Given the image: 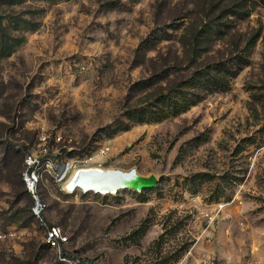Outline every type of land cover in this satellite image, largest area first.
Segmentation results:
<instances>
[{
  "label": "rangeland",
  "instance_id": "obj_1",
  "mask_svg": "<svg viewBox=\"0 0 264 264\" xmlns=\"http://www.w3.org/2000/svg\"><path fill=\"white\" fill-rule=\"evenodd\" d=\"M217 1L0 0L7 42L18 44L0 56V264H264V6L226 22L230 38L210 53L226 56L260 33L230 89L176 118L120 130L128 89L147 75L140 44ZM29 153L134 168L157 183L70 195L42 171L45 219L68 239L59 256L31 215L21 178Z\"/></svg>",
  "mask_w": 264,
  "mask_h": 264
},
{
  "label": "trees",
  "instance_id": "obj_2",
  "mask_svg": "<svg viewBox=\"0 0 264 264\" xmlns=\"http://www.w3.org/2000/svg\"><path fill=\"white\" fill-rule=\"evenodd\" d=\"M4 1L9 7L19 3V0ZM256 5L264 6V0H229L223 6L219 0L201 8L198 19L179 25L170 23L153 30L138 50L142 53L139 65L147 75L128 89V102L123 110L126 120L119 123L120 130L127 131L135 124L176 118L206 96L230 89L233 79L249 65L260 33L242 39L243 45L236 42L234 52L226 56L216 57L210 53L216 43L230 38L232 32L226 22L232 24V17L236 20L248 17ZM6 29L0 21L1 57L10 56L18 45L13 40L10 44L7 42L6 36L10 35ZM164 43L172 45L162 46ZM148 52L156 55L146 57Z\"/></svg>",
  "mask_w": 264,
  "mask_h": 264
},
{
  "label": "built area",
  "instance_id": "obj_3",
  "mask_svg": "<svg viewBox=\"0 0 264 264\" xmlns=\"http://www.w3.org/2000/svg\"><path fill=\"white\" fill-rule=\"evenodd\" d=\"M108 153H109L108 147H100L97 150L96 155L98 157H105L108 155ZM46 155L47 153L42 154L40 156L32 153L26 154L24 157V171L21 174V178L26 192L32 198L31 215L44 230V242L46 246L54 251H57V253L60 256L62 255L61 250L63 246L67 243L68 239L64 235L60 226L50 225L47 223L45 219V211L47 205L41 200L38 194V185H39L41 172L47 169L51 170V172L53 173L55 172L54 178L56 183L59 184L61 189L67 194L75 195L78 192L83 194L92 193V192H85L79 189L78 187L69 188L68 186H65L64 183L67 181V177L68 174H70V170L72 169V167H75L77 165L74 164L55 165L52 159ZM89 164L90 162L86 160L83 162L82 165H89ZM62 167H65L64 171H62ZM6 237H7L6 234L0 232V241H3L4 239H6ZM61 260H65V258L61 257Z\"/></svg>",
  "mask_w": 264,
  "mask_h": 264
},
{
  "label": "bare ground",
  "instance_id": "obj_4",
  "mask_svg": "<svg viewBox=\"0 0 264 264\" xmlns=\"http://www.w3.org/2000/svg\"><path fill=\"white\" fill-rule=\"evenodd\" d=\"M64 170L65 167H62V171ZM111 171H104L100 165L96 164L75 166L70 170V174H68L67 181L64 183V185L68 186L69 188L78 187L83 191L89 190L85 192L96 193L93 191H98L101 193H113L117 190L116 184L110 183L107 180H105V182H100L98 179L94 178L93 175H90L93 172H102L104 175Z\"/></svg>",
  "mask_w": 264,
  "mask_h": 264
},
{
  "label": "water",
  "instance_id": "obj_5",
  "mask_svg": "<svg viewBox=\"0 0 264 264\" xmlns=\"http://www.w3.org/2000/svg\"><path fill=\"white\" fill-rule=\"evenodd\" d=\"M90 175H93L100 182L107 180L110 183L116 184L117 189L120 190L129 189L140 192L144 189L154 188L157 183L155 176H141L134 168L129 171L115 170L104 175L102 172H93ZM86 264L92 263L87 262Z\"/></svg>",
  "mask_w": 264,
  "mask_h": 264
}]
</instances>
